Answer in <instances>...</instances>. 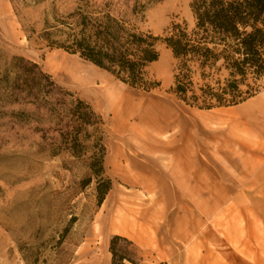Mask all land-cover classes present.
I'll return each instance as SVG.
<instances>
[{"label":"rangeland","instance_id":"rangeland-1","mask_svg":"<svg viewBox=\"0 0 264 264\" xmlns=\"http://www.w3.org/2000/svg\"><path fill=\"white\" fill-rule=\"evenodd\" d=\"M78 1L0 0V264H113L116 236L126 239L116 245L124 264H264V89L232 108L188 107L170 93L176 61L162 43L148 68L159 87L124 85L40 38ZM90 2L120 14L134 0ZM191 2L163 0L138 25L157 37L173 23L192 25ZM75 68L94 76L76 81ZM40 71L61 92L41 97ZM77 100L104 121L101 132L90 129L92 141L104 140L112 181L100 208L95 183L80 187L92 153L73 156L62 137L76 125L64 109ZM148 112L173 115L175 128L157 133L140 121ZM128 209L129 228L147 244L115 233Z\"/></svg>","mask_w":264,"mask_h":264},{"label":"trees","instance_id":"trees-1","mask_svg":"<svg viewBox=\"0 0 264 264\" xmlns=\"http://www.w3.org/2000/svg\"><path fill=\"white\" fill-rule=\"evenodd\" d=\"M162 1L134 0L128 13L114 14L108 3L98 6L90 0H79L77 8L56 20V25L46 23L40 38L48 47L77 55L124 85L145 93L159 87L150 78L148 68L159 60L158 46L162 43L176 61L170 93L186 106L203 111L236 107L262 92L264 0H192L193 24L173 23L163 36L157 37L143 31L138 21L152 5ZM34 68L39 69L38 65ZM14 70L9 69L8 74ZM40 75L47 81V85L36 84L41 97L61 92L50 76L42 71ZM6 83L10 84L9 76ZM71 103L74 107L64 112L76 125L62 135L65 150L76 157L92 153L88 164L90 176L80 187L84 189L95 183L96 207L100 208L112 189V181L106 176L104 166V140L99 137L92 141L90 129L93 133L101 132L104 121L83 101ZM88 142L90 146L84 145ZM76 221V217L71 219L62 240ZM121 240L126 241L120 236L111 241L113 264H124L125 257L118 256L116 250Z\"/></svg>","mask_w":264,"mask_h":264},{"label":"bare ground","instance_id":"bare-ground-1","mask_svg":"<svg viewBox=\"0 0 264 264\" xmlns=\"http://www.w3.org/2000/svg\"><path fill=\"white\" fill-rule=\"evenodd\" d=\"M74 73L75 77H73V79L80 82H84L88 79L90 80V78L94 76V72L92 71L88 74V76L82 77L80 74V68H75ZM147 120L150 122V124L153 125L157 132H164L175 126L173 115L168 116V113L155 112L153 115L150 116V119L147 118ZM116 217L117 219L114 223L116 232L118 234H124L130 227L129 217H135V214L132 210L128 209L126 210V212H119Z\"/></svg>","mask_w":264,"mask_h":264},{"label":"crops","instance_id":"crops-1","mask_svg":"<svg viewBox=\"0 0 264 264\" xmlns=\"http://www.w3.org/2000/svg\"><path fill=\"white\" fill-rule=\"evenodd\" d=\"M126 99V98H125ZM155 112H153V113H150V112H148V113H144V114H141L140 115V121L141 122H144L145 123V121H147L148 122V124H149V126H151L153 129H154V131H156L157 132V130L153 127V125L152 124H150V122L147 120V118H149L150 119V116L151 115H153ZM177 127L179 128V125H177ZM175 128V126L173 127V128H170V129H168V130H166V131H170L171 129H174ZM166 131H164V132H166ZM157 133H163V132H157ZM169 149H165L164 148V151L165 152H167ZM115 233L117 234V235H121V236H125V237H128V238H132L135 242H137V243H141V244H143L144 242H145V244H147V240H146V238L145 237H143V235L141 234V233H139L138 231H134L133 229H130V228H128V230L124 233V234H118L117 232H116V229H115Z\"/></svg>","mask_w":264,"mask_h":264}]
</instances>
